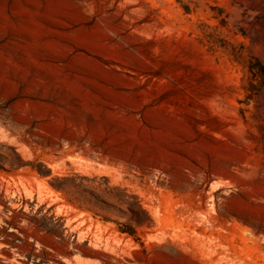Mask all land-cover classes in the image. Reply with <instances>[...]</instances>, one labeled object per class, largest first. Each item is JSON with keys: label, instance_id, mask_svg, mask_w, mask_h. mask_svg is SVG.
Wrapping results in <instances>:
<instances>
[{"label": "rangeland", "instance_id": "1", "mask_svg": "<svg viewBox=\"0 0 264 264\" xmlns=\"http://www.w3.org/2000/svg\"><path fill=\"white\" fill-rule=\"evenodd\" d=\"M0 264H264V0H0Z\"/></svg>", "mask_w": 264, "mask_h": 264}, {"label": "trees", "instance_id": "2", "mask_svg": "<svg viewBox=\"0 0 264 264\" xmlns=\"http://www.w3.org/2000/svg\"><path fill=\"white\" fill-rule=\"evenodd\" d=\"M69 178L68 177H64V178H61L62 182L68 180ZM56 189H60L62 191H66V188H64V186L62 184H52ZM128 230L127 231H130L131 232V227L130 228H127Z\"/></svg>", "mask_w": 264, "mask_h": 264}]
</instances>
